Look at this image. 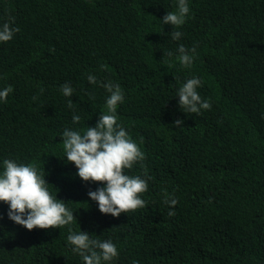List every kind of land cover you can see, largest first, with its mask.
I'll use <instances>...</instances> for the list:
<instances>
[{"label": "trees", "instance_id": "obj_1", "mask_svg": "<svg viewBox=\"0 0 264 264\" xmlns=\"http://www.w3.org/2000/svg\"><path fill=\"white\" fill-rule=\"evenodd\" d=\"M188 2L174 41L158 20L175 0H0V23L18 28L0 42V87H12L0 103V158L45 171L74 215L71 225L27 230L0 202V264H83L66 246L69 227L113 241L118 255L105 264H264V0ZM178 44L195 48L190 68L175 60ZM89 73L120 84L117 122L144 153L125 171L150 177L144 207L118 217L87 196L102 182L82 181L63 159L59 135L72 115L75 127H94L104 110L107 93ZM192 75L211 104L198 115L175 97Z\"/></svg>", "mask_w": 264, "mask_h": 264}, {"label": "clouds", "instance_id": "obj_2", "mask_svg": "<svg viewBox=\"0 0 264 264\" xmlns=\"http://www.w3.org/2000/svg\"><path fill=\"white\" fill-rule=\"evenodd\" d=\"M188 0H175V9L167 11L158 21L161 25L170 24L172 31L168 33L171 40L178 41L182 33L174 28L182 25L189 14ZM18 31L12 20L0 23V42L12 39ZM173 57L168 51L164 55ZM196 51L194 47L185 48L178 44L175 49V60L181 67L190 68ZM105 68L104 64L100 69ZM92 85L99 84L107 93L104 110L101 111L95 126L75 127L80 121L79 115L71 117L73 127H65L60 133L65 162H72L76 168L75 175L82 181L102 182L95 190H89L87 196L95 201L102 214L118 217L122 212L136 210L145 205L141 198L148 186V179L140 175H129L125 170L131 169L136 162H142L144 153L131 138L125 127L117 122L116 109L124 102V92L119 83L111 80L100 81L96 75L89 73L86 77ZM201 79L195 75L186 77L176 89L179 108L184 112L199 114L201 110L210 109L211 104L202 99L197 88ZM12 91L11 85L0 87V103L5 102ZM42 91V89H41ZM65 97H71L74 89L65 83L60 86ZM73 101L68 100L71 108ZM172 124L183 126L182 119H174ZM45 171L41 172L33 162H19L16 159L0 158V202L7 204L6 215L12 222L27 230L33 228L48 229L71 225L74 220L73 211L66 207L63 200L53 195L45 179ZM164 202L174 206L177 199L165 193ZM174 211L169 208L168 215ZM66 246L79 255L83 264H105L117 257L116 245L109 239L92 238L81 228L73 231L69 227ZM132 264H136L133 260Z\"/></svg>", "mask_w": 264, "mask_h": 264}]
</instances>
